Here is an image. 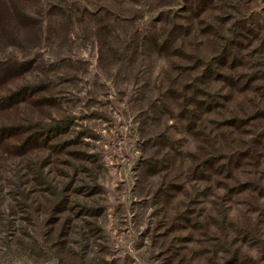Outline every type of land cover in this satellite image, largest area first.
<instances>
[{
	"label": "rangeland",
	"instance_id": "rangeland-1",
	"mask_svg": "<svg viewBox=\"0 0 264 264\" xmlns=\"http://www.w3.org/2000/svg\"><path fill=\"white\" fill-rule=\"evenodd\" d=\"M188 1L0 6L15 27L0 35L2 95L32 91L40 105L20 107L24 119L68 120L57 138L67 148L44 170L50 186L0 182V264H264V100L242 96L227 105L232 114L212 116L217 147L227 140L230 148L208 150L185 131L179 100L167 95L165 79L178 98L192 64L166 62L148 43L146 27L162 15L191 26ZM198 3L192 43L200 54L218 55L212 35H237L235 65L252 75L264 63V0H214L205 11ZM28 14L43 20L40 30ZM118 15L129 21L115 22ZM108 25L120 35H99ZM137 29L138 49L127 51L122 40L134 42Z\"/></svg>",
	"mask_w": 264,
	"mask_h": 264
},
{
	"label": "trees",
	"instance_id": "trees-1",
	"mask_svg": "<svg viewBox=\"0 0 264 264\" xmlns=\"http://www.w3.org/2000/svg\"><path fill=\"white\" fill-rule=\"evenodd\" d=\"M15 1L22 3L29 1L36 2L37 0H0V6H5L7 9L9 7L13 8V6H16L14 5ZM128 1L140 3L143 0ZM146 1L150 7L154 8V5L159 6L158 2L160 0ZM188 2L191 7L188 9V13L191 16L188 21L191 23V26L186 28L181 25V23L180 25L177 22L175 23L176 18L170 19L168 15H162L161 19L157 20L161 25L157 27V21L152 20L146 27V33L147 35H151L148 43L153 54L160 57L164 54L165 57L162 58L166 62L167 60L169 61L175 57H179L183 60H189L192 64L191 67L183 68L185 81L188 78V82L180 85V94L178 98L175 95V90L172 89L173 83L171 79H165L167 84H170L167 95L170 96L172 100H179L181 116L186 121L185 131L194 135L196 142L202 147L212 150L213 147L215 148L220 145L217 143L218 141L216 138L213 137L210 129L214 126V123L209 121L212 116L220 114L224 116L225 113L229 112L232 114L233 111H229L227 105L236 102L235 99L237 100V98L239 99L242 96L252 95L253 97L250 101L253 102V104L254 102L264 100V85H262V82H264V71H262L264 63L257 65L252 75H248L247 73L242 74L240 72L244 70L242 66L235 65L236 61L240 60V51L236 49V44H240V41H238L239 36L235 38L237 35H230V37H226L224 40L222 39L223 42H221L222 40L219 39L218 35H212V43L208 44V46L219 47L218 55L216 58L210 57L212 53L201 55L198 48L192 43L195 38V35H192V26L194 20L197 18L196 14L199 13L196 12L197 6L195 7V5L199 2V10H211L214 0H189ZM122 4L119 6L120 8L123 7ZM124 4H126V2H124ZM25 17L31 20V22H34L35 26L40 30V25L38 26V23L43 21L42 19H39L40 21L38 20L37 22L36 18L31 17L29 14ZM134 17L135 14L132 15V18ZM7 18V21H4V18H0V35L4 33L3 29L7 30L8 26L15 29L10 23V15L7 16ZM113 18L115 22L129 21V19H125L123 15H118ZM40 24H42V22ZM129 26H133V28L137 26L136 20ZM139 29L131 32L134 42L129 43L126 41L127 39L122 40V42L124 41L125 43L127 51L138 49L139 44L137 39L142 34ZM116 33L117 31L113 25H108L104 28L101 27L100 31H98L99 35H120ZM246 33L251 34L253 31L248 30ZM124 35H130V33L125 31ZM250 36L251 35H247L246 38L245 35L242 38L247 40ZM261 40L263 42L259 50H262L260 53L263 54L264 37ZM248 42H251V40H248ZM249 47H251V45ZM244 49L246 48L244 47ZM211 50L214 54L213 49ZM16 76V74L13 75V78H16ZM2 84H4V79L0 77V182L5 183L7 186L12 185V187L18 188V190L22 187L19 186V184L23 180H26L23 184H29L30 186L33 184L35 186H50L51 184L47 180V176L44 175V170L48 166L53 165L55 163V156L67 148V145H60L57 138L60 136V130L62 128L65 130L68 128V120L64 118L57 123L53 118L45 122V120L40 117L30 116L26 117L27 119L20 117V107H38L40 104H37V100L33 101L32 91L29 92L26 89L12 92L8 95H2L1 92H5L3 88L4 85ZM155 90L159 91L160 88ZM219 99L223 100L222 105L218 104ZM253 108L255 107L253 106ZM10 111H15L16 113L14 120L9 113ZM3 113H6L8 117H2L1 114ZM243 114H246L245 110ZM249 114L250 113H247V115ZM232 116L238 117V115ZM260 117L264 118V115ZM258 118L259 117H256L252 120H257ZM246 124L248 125L249 123L239 124L237 127L241 128ZM234 125H236V122ZM253 134H256L255 130ZM223 141L225 145H223V147H217V149H215L216 153L230 148V145L226 144L227 140ZM41 150H47L48 155L44 157L40 155L44 152ZM219 175H222V173ZM54 190H57L56 187ZM3 192V190H0V194Z\"/></svg>",
	"mask_w": 264,
	"mask_h": 264
}]
</instances>
